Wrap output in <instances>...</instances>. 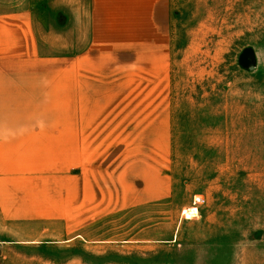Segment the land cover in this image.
Listing matches in <instances>:
<instances>
[{"label": "rangeland", "instance_id": "obj_1", "mask_svg": "<svg viewBox=\"0 0 264 264\" xmlns=\"http://www.w3.org/2000/svg\"><path fill=\"white\" fill-rule=\"evenodd\" d=\"M25 2L71 57L72 155L0 214V264H264V0H135L100 37L91 0Z\"/></svg>", "mask_w": 264, "mask_h": 264}, {"label": "crops", "instance_id": "obj_2", "mask_svg": "<svg viewBox=\"0 0 264 264\" xmlns=\"http://www.w3.org/2000/svg\"><path fill=\"white\" fill-rule=\"evenodd\" d=\"M26 2L0 0V6ZM135 4V0H91L95 37L103 34L100 22L120 21V6L121 20H128V8ZM112 7L118 8L116 17L104 16L114 13ZM71 73V57L43 51L29 10L0 9V214L18 212L15 199L46 196L36 186L41 174L47 173L41 166H70ZM86 128L80 126L77 132L82 135Z\"/></svg>", "mask_w": 264, "mask_h": 264}, {"label": "bare ground", "instance_id": "obj_3", "mask_svg": "<svg viewBox=\"0 0 264 264\" xmlns=\"http://www.w3.org/2000/svg\"><path fill=\"white\" fill-rule=\"evenodd\" d=\"M199 197H200V196H199ZM192 205L195 206L194 203H192ZM194 206H188V207H185V208L183 209L184 215H185L186 217H191V216H193L195 213H197V210H196V208H195Z\"/></svg>", "mask_w": 264, "mask_h": 264}, {"label": "built area", "instance_id": "obj_4", "mask_svg": "<svg viewBox=\"0 0 264 264\" xmlns=\"http://www.w3.org/2000/svg\"><path fill=\"white\" fill-rule=\"evenodd\" d=\"M201 202H202V199L199 196H195L193 198V203L194 204H198V203H201Z\"/></svg>", "mask_w": 264, "mask_h": 264}]
</instances>
